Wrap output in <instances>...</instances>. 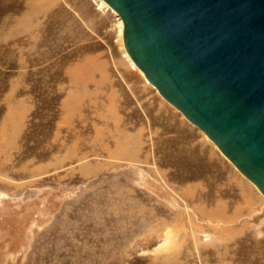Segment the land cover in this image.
<instances>
[{"label": "rangeland", "instance_id": "obj_1", "mask_svg": "<svg viewBox=\"0 0 264 264\" xmlns=\"http://www.w3.org/2000/svg\"><path fill=\"white\" fill-rule=\"evenodd\" d=\"M98 2L0 0V264H264V195Z\"/></svg>", "mask_w": 264, "mask_h": 264}, {"label": "water", "instance_id": "obj_2", "mask_svg": "<svg viewBox=\"0 0 264 264\" xmlns=\"http://www.w3.org/2000/svg\"><path fill=\"white\" fill-rule=\"evenodd\" d=\"M158 94L264 195V0H104Z\"/></svg>", "mask_w": 264, "mask_h": 264}, {"label": "bare ground", "instance_id": "obj_3", "mask_svg": "<svg viewBox=\"0 0 264 264\" xmlns=\"http://www.w3.org/2000/svg\"><path fill=\"white\" fill-rule=\"evenodd\" d=\"M107 3L104 1V0H99V2H98V4L97 5H99L98 6V8L99 9H103V8H105V7H107V5H106ZM108 7L111 9V10H113L109 5H108ZM114 11V10H113ZM121 20V19H120ZM122 21L120 22V35L122 34ZM126 51V50H125ZM125 56V58H126V60L133 66H135V67H137L135 64H134V62H133V60L130 58V56L127 54V52H126V54L124 55ZM135 67H133L134 69H135ZM138 68V67H137ZM139 69V68H138ZM140 70V69H139ZM146 79V78H145ZM147 80V79H146ZM175 240H176V235L173 233V232H169L168 234H167V236H166V238L163 240V242L159 245V249H161V250H164V249H168V248H170L171 246H173L174 245V243H175Z\"/></svg>", "mask_w": 264, "mask_h": 264}]
</instances>
